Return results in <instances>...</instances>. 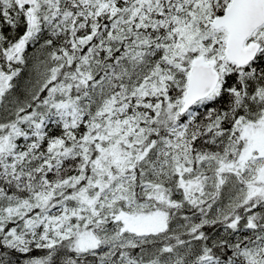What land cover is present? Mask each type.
Returning <instances> with one entry per match:
<instances>
[{
    "label": "snow or ice",
    "instance_id": "6c2138e0",
    "mask_svg": "<svg viewBox=\"0 0 264 264\" xmlns=\"http://www.w3.org/2000/svg\"><path fill=\"white\" fill-rule=\"evenodd\" d=\"M0 264H264V0H0Z\"/></svg>",
    "mask_w": 264,
    "mask_h": 264
}]
</instances>
